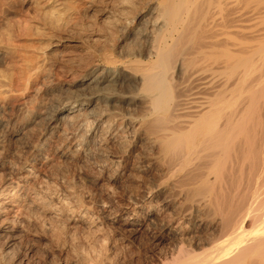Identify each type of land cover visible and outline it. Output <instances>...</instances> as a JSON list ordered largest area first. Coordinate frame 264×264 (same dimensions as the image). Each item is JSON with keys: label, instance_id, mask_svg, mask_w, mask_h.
<instances>
[{"label": "bare ground", "instance_id": "1", "mask_svg": "<svg viewBox=\"0 0 264 264\" xmlns=\"http://www.w3.org/2000/svg\"><path fill=\"white\" fill-rule=\"evenodd\" d=\"M14 1L0 264H264V0Z\"/></svg>", "mask_w": 264, "mask_h": 264}, {"label": "rangeland", "instance_id": "2", "mask_svg": "<svg viewBox=\"0 0 264 264\" xmlns=\"http://www.w3.org/2000/svg\"><path fill=\"white\" fill-rule=\"evenodd\" d=\"M6 7H11L14 9V13L11 17L15 19L23 15H30L32 13V7L29 4L22 5L21 3L15 2L14 0H0V13L6 9ZM91 21L98 22V19L95 16H92ZM51 170V172L58 175V177L65 173L64 168L54 167Z\"/></svg>", "mask_w": 264, "mask_h": 264}]
</instances>
